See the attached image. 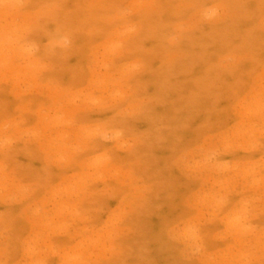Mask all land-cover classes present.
<instances>
[{
	"label": "rangeland",
	"instance_id": "1",
	"mask_svg": "<svg viewBox=\"0 0 264 264\" xmlns=\"http://www.w3.org/2000/svg\"><path fill=\"white\" fill-rule=\"evenodd\" d=\"M0 264H264V0H0Z\"/></svg>",
	"mask_w": 264,
	"mask_h": 264
},
{
	"label": "bare ground",
	"instance_id": "2",
	"mask_svg": "<svg viewBox=\"0 0 264 264\" xmlns=\"http://www.w3.org/2000/svg\"><path fill=\"white\" fill-rule=\"evenodd\" d=\"M235 221L238 222L239 221V218L237 220H235Z\"/></svg>",
	"mask_w": 264,
	"mask_h": 264
}]
</instances>
